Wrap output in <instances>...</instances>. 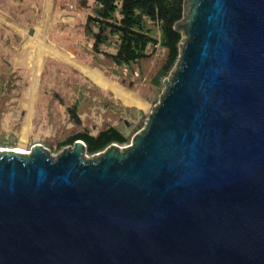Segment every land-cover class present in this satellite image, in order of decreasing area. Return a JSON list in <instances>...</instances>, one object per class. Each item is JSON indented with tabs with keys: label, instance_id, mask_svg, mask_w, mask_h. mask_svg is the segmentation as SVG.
Returning <instances> with one entry per match:
<instances>
[{
	"label": "water",
	"instance_id": "water-1",
	"mask_svg": "<svg viewBox=\"0 0 264 264\" xmlns=\"http://www.w3.org/2000/svg\"><path fill=\"white\" fill-rule=\"evenodd\" d=\"M128 145L0 147V264H264V0H184Z\"/></svg>",
	"mask_w": 264,
	"mask_h": 264
},
{
	"label": "rangeland",
	"instance_id": "rangeland-1",
	"mask_svg": "<svg viewBox=\"0 0 264 264\" xmlns=\"http://www.w3.org/2000/svg\"><path fill=\"white\" fill-rule=\"evenodd\" d=\"M94 4L95 0H0V147L29 151L41 142L57 156L66 147L59 148L58 143L76 130L98 132L113 124L130 137L120 143L128 145L146 125L166 90L165 82L159 88L151 83L165 49L159 47L132 66H117L103 53L93 52L94 37L85 32V21ZM180 30L185 33L184 27ZM40 35L44 43L35 45L32 41ZM79 64L109 83L139 91L147 104L125 105L113 89L100 86ZM74 104L82 123L67 111Z\"/></svg>",
	"mask_w": 264,
	"mask_h": 264
},
{
	"label": "trees",
	"instance_id": "trees-1",
	"mask_svg": "<svg viewBox=\"0 0 264 264\" xmlns=\"http://www.w3.org/2000/svg\"><path fill=\"white\" fill-rule=\"evenodd\" d=\"M184 0H95L93 12L87 15L85 32L94 37L93 52L103 53L117 66L131 65L151 57L161 47L163 62L151 78L152 86L161 87L180 55L183 33L175 27L183 17ZM114 46L116 51L105 49ZM133 86V82H129ZM70 117L82 123L76 104L67 107ZM82 139L87 153H96L112 142L129 141L121 129L107 125L97 133L76 130L58 143L61 148Z\"/></svg>",
	"mask_w": 264,
	"mask_h": 264
},
{
	"label": "crops",
	"instance_id": "crops-1",
	"mask_svg": "<svg viewBox=\"0 0 264 264\" xmlns=\"http://www.w3.org/2000/svg\"><path fill=\"white\" fill-rule=\"evenodd\" d=\"M71 59H69L70 61ZM68 61V60H67ZM72 61V60H71ZM73 63H76V62H73ZM79 68L81 70L84 71L85 74H89L100 86L102 87H110L111 89L114 90V93L117 97L121 98L123 100V102L125 103V105L127 106H134L136 108H142L143 106H145L148 102V99L144 96L141 95V93L138 91H135L133 88H129V87H123L121 85H118V84H115V83H109L106 79L103 78V83L98 81L97 79H95L93 77V75L91 73H89V69L86 70V67L84 66V64H79ZM90 68V67H89ZM118 89V90H117ZM120 89V90H119ZM121 91V92H120ZM122 92H126V93H129L132 95V97L136 100V102L134 103H129L127 101L124 100L123 97H121V93ZM58 98H60V96H58ZM61 101V99H60ZM136 105V106H135ZM110 125V124H109ZM121 129V128H120ZM100 130V129H99ZM121 131L127 135L122 129ZM92 133H96L97 131H91ZM128 136V135H127Z\"/></svg>",
	"mask_w": 264,
	"mask_h": 264
},
{
	"label": "bare ground",
	"instance_id": "bare-ground-1",
	"mask_svg": "<svg viewBox=\"0 0 264 264\" xmlns=\"http://www.w3.org/2000/svg\"><path fill=\"white\" fill-rule=\"evenodd\" d=\"M47 1H49V0H47ZM47 11L49 10V2H48V6H47V9H46ZM46 11V13H48ZM50 12V11H49ZM40 37H41V35L39 36V38H37V39H35V41H32L35 45H38V44H41V43H44V42H42V40L40 39ZM87 69V68H86ZM91 73H92V75H93V77L95 78V79H97L98 81H100V82H102L103 81V78L101 77V75L99 74V73H97V72H94V71H91ZM103 83V82H102ZM118 90V89H117ZM120 90V89H119ZM121 92V91H120ZM121 97H123L124 98V100L125 101H127V102H129V103H134L136 100L132 97V95L131 94H129V93H126V92H122L121 93ZM15 149H18V150H21V151H26V152H28V150H24V149H21V148H15Z\"/></svg>",
	"mask_w": 264,
	"mask_h": 264
}]
</instances>
